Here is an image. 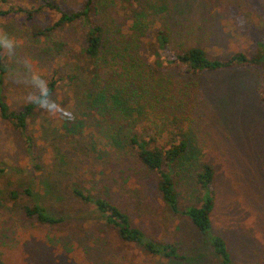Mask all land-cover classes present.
I'll return each instance as SVG.
<instances>
[{
  "label": "rangeland",
  "instance_id": "1",
  "mask_svg": "<svg viewBox=\"0 0 264 264\" xmlns=\"http://www.w3.org/2000/svg\"><path fill=\"white\" fill-rule=\"evenodd\" d=\"M9 6H40V0H8ZM66 11L77 10L84 0H53ZM96 21L106 30L110 43L128 38V30L153 38L161 30L172 32L173 48L191 45L208 50L211 57L228 59L237 52L256 54L264 39V0H98ZM53 11L32 20L0 18V31L19 43L9 57L2 88L13 108L26 104L30 91L14 79L22 68L20 60L31 56L49 78L58 70L59 84L52 98L64 108L62 118L52 119L42 110L29 127L34 139L38 169L32 165L26 140L0 117V160L24 172L0 177V196L11 189L31 188L34 196L15 207L0 202V264H217L213 236L224 237L233 264H264V104L259 100L262 70L236 67L218 73H186L181 66L156 72L161 103L154 111L132 102L121 109L94 107L98 90L86 72L84 57L87 28L80 22L54 33L53 38H34L37 27L52 25ZM142 22L141 29L136 25ZM65 44L56 55L52 42ZM113 55L109 54L108 59ZM122 63V61H121ZM113 70V71H112ZM114 64L102 76L118 71ZM162 92L164 94H162ZM99 99V98H98ZM127 109V114L125 110ZM116 132L126 141L138 135L156 134L161 142H189L187 157L174 168L180 207L202 205L207 192L199 190L187 172L198 161L215 171L217 204L212 230L206 234L211 246L192 222L174 215L157 189V175L138 161L130 147L122 151L103 149L101 137ZM82 185L103 193L127 212L148 237L176 244L187 259L180 261L148 255L136 244L123 243L91 213L93 208L75 199L70 186ZM40 203L68 221L50 228L22 218L24 205Z\"/></svg>",
  "mask_w": 264,
  "mask_h": 264
},
{
  "label": "trees",
  "instance_id": "2",
  "mask_svg": "<svg viewBox=\"0 0 264 264\" xmlns=\"http://www.w3.org/2000/svg\"><path fill=\"white\" fill-rule=\"evenodd\" d=\"M42 4L29 7L9 6L8 0H0V18L15 16L26 17L32 20L45 11H53L57 14L56 21L47 27L33 29L34 38H53V34L65 30L78 22L86 28L84 57L86 59V72L90 77V85L97 89L99 94L97 101H103L100 105L89 100L94 106H102L103 109L110 108L120 110V106H127V102L145 109L153 110L157 116L156 105L161 103V96L158 92L157 74L161 69L181 66L186 73H218L232 70L238 67L261 68L262 76L259 90V100L264 104V39L258 42V49L255 55L248 56L245 53L237 52L228 59L211 57L208 50L200 46L180 45L173 48L174 38L170 30H161L154 33L153 38H141L143 32L135 29L128 30V38H119L117 43H110L106 36V30L102 24L96 21L99 15L98 0H84L82 6L77 10L66 11L59 3L53 0H40ZM130 1V0H128ZM141 29L142 22L136 23ZM52 51L61 55L65 51V44L59 40L52 42ZM113 57L110 61L108 55ZM122 61V63H121ZM115 65L118 71L109 73L107 78L102 76L104 68ZM9 67L4 54L0 55V117L9 122L18 130L26 140V149L30 162L36 169L38 163L34 153V139L29 135V127L36 120L41 111L36 105L26 103L15 109L4 99L2 88L5 84V75ZM113 71V70H112ZM58 70H54L49 78V88L53 94L59 84ZM162 94H164L162 92ZM99 98V99H98ZM146 105V107H145ZM127 107L124 111L127 114ZM106 136L101 137L100 145L109 151H122L124 147H130L135 152L138 161L148 171L157 175V189L161 199L168 210L174 215H181L188 218L196 231L206 234L212 230V215L217 204V192L214 167L205 162L198 161L194 168L188 170L193 176L199 190L207 192L206 201L202 205H191L184 210L180 207L179 192L173 176L174 168L184 160L189 153V142L181 138L178 142L163 143L156 134L146 137L133 135L123 141L116 132L106 131ZM8 172L22 173V168L11 167V164L0 160V177ZM72 196L81 203L93 208L91 213L95 214L100 223L107 228L114 230L119 240L123 243L136 244L151 256L164 259L186 260V254L174 243L157 242L148 237L138 228L130 215L113 204L106 193H93L82 185L73 184L70 186ZM34 196L31 188L11 189L6 196H0L3 206L15 207L23 204ZM22 218L26 222H38L42 226L55 228L64 225L68 221L65 215L50 212L40 203L24 205ZM205 243L212 244V249L217 259V264H233L229 244L224 237L212 236V243L201 235Z\"/></svg>",
  "mask_w": 264,
  "mask_h": 264
},
{
  "label": "clouds",
  "instance_id": "3",
  "mask_svg": "<svg viewBox=\"0 0 264 264\" xmlns=\"http://www.w3.org/2000/svg\"><path fill=\"white\" fill-rule=\"evenodd\" d=\"M19 43L5 31H0V55L7 54L14 57L17 54ZM21 70L14 75L18 84H23L30 91L24 97L26 103L34 104L52 119L63 117L65 108L52 98L46 71L38 67L34 58L25 55L21 60Z\"/></svg>",
  "mask_w": 264,
  "mask_h": 264
}]
</instances>
